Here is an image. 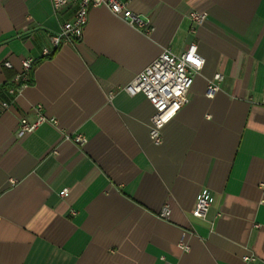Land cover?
<instances>
[{"label": "crops", "instance_id": "crops-1", "mask_svg": "<svg viewBox=\"0 0 264 264\" xmlns=\"http://www.w3.org/2000/svg\"><path fill=\"white\" fill-rule=\"evenodd\" d=\"M122 1L149 32L95 6L81 38L53 48L74 4L0 0V264H264V0ZM189 10L206 13L193 31ZM191 42L203 66L154 144L153 107L122 87ZM37 105L47 119L17 136ZM202 188L205 220L191 213Z\"/></svg>", "mask_w": 264, "mask_h": 264}, {"label": "built area", "instance_id": "built-area-1", "mask_svg": "<svg viewBox=\"0 0 264 264\" xmlns=\"http://www.w3.org/2000/svg\"><path fill=\"white\" fill-rule=\"evenodd\" d=\"M54 15L65 6L74 4L76 13L72 21L64 22L60 25L58 32L51 37L53 48H57L62 42H72L82 36L87 22L88 11L91 7L104 6L111 13L121 18L129 26L149 32L150 20L131 11L127 3L122 0H49ZM187 17L191 22L190 30L193 31L197 24H200L205 18L206 13L197 10H189ZM50 51L43 49L42 54L47 55ZM32 64L31 58L21 60V71L17 80L21 81L19 87L10 86L8 92L15 94L17 90L27 84L28 70ZM6 67H11L8 60L4 62ZM203 58L197 51V45L191 42L187 48L180 54L173 53L169 48H165L161 53L147 64L139 73H137L130 82L122 89L129 95L142 94L153 107V113L150 118L149 137L154 144L161 143V127L173 117L180 108L188 101V92L195 74L202 68ZM223 76L221 73H215L213 78L208 80L206 85L207 96H212L219 89V82ZM260 103L264 105V96ZM6 106L7 103L3 102ZM36 119L33 122H27L21 119L16 131L17 136H21L36 128L47 118L40 112V106L36 108ZM54 122V120H51ZM78 145L86 142L84 136L76 134L71 138ZM67 194V188L59 192L60 197ZM213 197L207 188H202L196 195L191 213L193 216L202 220L206 219L207 212L212 204ZM170 210L165 205L158 214L160 217L167 218ZM179 248L188 250L189 247L182 240L178 243ZM245 259H248L245 257Z\"/></svg>", "mask_w": 264, "mask_h": 264}, {"label": "trees", "instance_id": "trees-1", "mask_svg": "<svg viewBox=\"0 0 264 264\" xmlns=\"http://www.w3.org/2000/svg\"><path fill=\"white\" fill-rule=\"evenodd\" d=\"M31 67H32V64H31ZM30 82V78L28 77V80H27V83H29ZM22 82L21 81H19V83L17 84H15V86H18V85H20ZM11 85H13V84H11Z\"/></svg>", "mask_w": 264, "mask_h": 264}]
</instances>
